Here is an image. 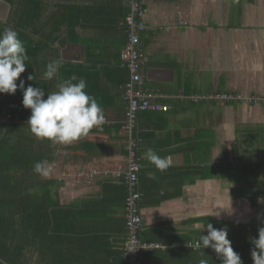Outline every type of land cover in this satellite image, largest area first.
I'll return each mask as SVG.
<instances>
[{
  "label": "crops",
  "instance_id": "obj_1",
  "mask_svg": "<svg viewBox=\"0 0 264 264\" xmlns=\"http://www.w3.org/2000/svg\"><path fill=\"white\" fill-rule=\"evenodd\" d=\"M39 1L41 11L33 6L22 21L15 13L26 0H0V32L12 27L36 50L26 47L28 85L47 95L73 76L74 83L84 79L108 122L71 144L50 141L56 153L41 177L66 210L55 246L60 256L37 253L29 264H128V187L118 173L128 162L123 122L130 71L121 53L131 0ZM143 1L148 28L141 33L139 86L167 106L141 111L133 135L142 168L141 238L159 244L143 264H199L201 258L211 264V249L195 247L207 223L227 226L228 238L252 237L264 226V101L205 98L264 94V0ZM58 59L57 76L44 79L46 65ZM149 148L169 156L171 166L156 169Z\"/></svg>",
  "mask_w": 264,
  "mask_h": 264
},
{
  "label": "trees",
  "instance_id": "obj_2",
  "mask_svg": "<svg viewBox=\"0 0 264 264\" xmlns=\"http://www.w3.org/2000/svg\"><path fill=\"white\" fill-rule=\"evenodd\" d=\"M6 1L15 3V0ZM26 2L41 5L39 0ZM38 9L40 12L41 7ZM19 39L25 48L36 53L27 40L20 36ZM25 63L26 71L16 83L25 78L26 88L29 64ZM22 99L23 91L19 88L14 95L0 93V264H29L37 253L43 257L52 253L60 256L55 246L59 243L57 234L64 229L65 208L54 200L50 183L44 182L41 172L34 170L36 162L54 159L56 147L49 140L40 143L31 133L27 124L31 110L23 106ZM8 113L11 118L6 121L4 118ZM256 194L251 197L253 206L257 203ZM263 217L264 213V221ZM262 227L255 228L252 237L235 235L228 238L243 264H252L254 245L251 241L258 238V230ZM211 253V264H221L212 249Z\"/></svg>",
  "mask_w": 264,
  "mask_h": 264
},
{
  "label": "clouds",
  "instance_id": "obj_3",
  "mask_svg": "<svg viewBox=\"0 0 264 264\" xmlns=\"http://www.w3.org/2000/svg\"><path fill=\"white\" fill-rule=\"evenodd\" d=\"M28 60L27 49L19 39L18 32L7 27L0 32V93L14 95L17 89L23 91L22 104L31 110L27 124L32 134L38 139L49 140L53 144H71L89 131L105 122V112L97 99L89 95L86 89V81L75 76L68 81L57 85V90L47 95L40 87L28 85L19 80L21 74L26 71ZM62 60H54L46 65L43 78L52 80L57 76ZM32 80V75L27 77ZM147 159L156 169L165 171L171 166L169 156H160L155 150H147ZM47 161H39L34 164V170H44ZM207 234H201L195 244L196 248H211L220 258L221 264H243L239 253L235 252L232 242L228 239L227 226L215 228L212 223H207ZM251 243L253 264H264V227L258 230V238ZM203 255V254H202ZM199 264H209L207 259L201 258Z\"/></svg>",
  "mask_w": 264,
  "mask_h": 264
},
{
  "label": "built area",
  "instance_id": "obj_4",
  "mask_svg": "<svg viewBox=\"0 0 264 264\" xmlns=\"http://www.w3.org/2000/svg\"><path fill=\"white\" fill-rule=\"evenodd\" d=\"M131 10L126 17V24L129 27V40L127 41L121 58L130 71V79L125 85L124 98L128 102L126 118L123 128L128 135L126 140L128 149V162L124 173L119 172V176H125L128 187V197L126 200V224L128 228V239L123 248V255L128 264H143V256L147 251H151L159 244L148 243L141 238L143 218L141 214L142 191L140 189L141 162L138 155V143L134 138V130L137 126L138 115L141 111L155 109L162 110L167 106L153 101L154 93L145 91L139 85L142 82L141 66L144 61L141 33L148 28L147 14L148 7L143 0H131ZM216 100L239 101L249 103H261L264 101V94L254 93L245 95L236 92H216L205 97ZM11 114L8 113L4 120L9 121ZM18 118V117H17ZM105 122L98 128H103ZM253 264V263H252Z\"/></svg>",
  "mask_w": 264,
  "mask_h": 264
},
{
  "label": "rangeland",
  "instance_id": "obj_5",
  "mask_svg": "<svg viewBox=\"0 0 264 264\" xmlns=\"http://www.w3.org/2000/svg\"><path fill=\"white\" fill-rule=\"evenodd\" d=\"M29 5V7H28V9L27 10H25L26 8H27V6ZM27 6L26 5H21V7L24 9V10H20L19 9V11H17L16 13H15V16L16 17H18L19 15H21V18H22V21L23 20H26L27 19V16H28V14L29 13H26L27 11H30L31 9H32V7L34 6V9L36 10V11H39L40 9H38V8H40L41 7V5H37L36 3H32L31 5L30 4H27ZM31 8V9H30ZM42 8V7H41ZM36 11H35V13H36ZM34 12V11H33ZM21 21V22H22ZM25 22V21H24ZM259 94V93H258ZM246 95V94H245ZM249 95V94H248ZM241 103H249V102H241ZM254 104H258V103H254Z\"/></svg>",
  "mask_w": 264,
  "mask_h": 264
}]
</instances>
